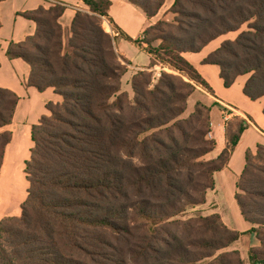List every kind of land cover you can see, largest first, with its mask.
Instances as JSON below:
<instances>
[{"label": "trees", "instance_id": "16d2710c", "mask_svg": "<svg viewBox=\"0 0 264 264\" xmlns=\"http://www.w3.org/2000/svg\"><path fill=\"white\" fill-rule=\"evenodd\" d=\"M82 1L90 10L76 12L67 43L60 21L67 5L58 2L20 12L35 21L36 31L8 47L9 58L30 65V86L41 92L52 87L63 101L48 102L50 114L32 127L28 195L21 215L0 219V264H247L239 249L218 253L243 234L220 213L181 217L207 202L215 172L227 167L250 122L228 126L226 147L205 159L217 144L208 137L212 107L199 103L182 116L195 85L163 71L152 86L151 72L139 70L131 98L122 84L132 62L117 49V36L106 32L102 18L125 38L139 40L111 17L113 0ZM158 1L152 12L139 8L153 17L164 3ZM188 3L196 10L187 11ZM173 9L191 20L176 19L182 38L163 32L169 22L145 29L160 31L153 40L160 44L144 47L154 56L150 67L164 63L212 91L185 53L200 52L248 23L203 63L220 66L226 87L250 74L244 94L252 100L264 96V0H176ZM19 100L15 91L0 88V172L13 138L6 127ZM237 188L241 213L252 224L247 232L260 241L249 249L250 262L264 264V143L256 153L246 152Z\"/></svg>", "mask_w": 264, "mask_h": 264}, {"label": "crops", "instance_id": "0c3cea01", "mask_svg": "<svg viewBox=\"0 0 264 264\" xmlns=\"http://www.w3.org/2000/svg\"><path fill=\"white\" fill-rule=\"evenodd\" d=\"M129 1L130 0H113V4L109 10V13L121 30L131 37L136 38L138 35L133 33L139 31L142 33L146 27L152 23V20L149 19L147 14L141 8ZM55 2H63L67 5L65 13L60 19L63 27L66 30L70 29L73 18L78 10L88 9L87 5L84 4L82 0H3L0 2V20L2 23L0 28V88L11 89L20 96L13 123L6 127V129H9L13 132V138L12 141L7 145L5 151V157L0 172V180L3 169L7 166L9 161H12L11 164L16 167L20 173L22 172L24 176L25 171L23 170V167L26 165V161L31 158V150L34 147V141L32 139L33 125L39 123L43 115L50 114V111L47 108L48 102L63 101L62 95L58 94L52 87H49L45 91L41 92L34 86H30L28 84V79L31 72L30 65L22 58L11 59L7 55L8 47L11 42H20L25 40L29 35H33L37 28L35 21L28 19L19 13L28 10H34L41 6L50 7L53 6ZM119 4L129 7L133 13H138L139 22L134 27L135 32H133L131 29V21L126 18L123 13H120L116 9ZM221 37L222 36L211 41L200 52L185 53V57L197 68L202 77L210 84L212 88V98L205 101V103H207L209 106H212L213 108L211 110L213 129L212 135L215 138L217 144L215 149L210 152L209 155L211 157H217L227 145L225 120L222 116L221 120L217 119L216 122L213 121L212 113L216 108L213 106V104L220 105L222 108L223 106H230L234 108L236 113L246 116L251 124V126L247 128L242 134L237 148L231 155L227 167L215 172L214 177L216 186L214 189H210L208 191L207 202L205 203L213 204L216 207L215 212L220 213L223 221L230 228L239 230L240 232H245L241 235L239 240L231 245V248L239 249L243 258H245V253L249 254V249L251 247L258 246L260 244V241L255 233L247 232L251 229L252 224L246 221L243 217L245 224L240 226V229L235 227L231 223V220H228L226 215H224L219 210V207L221 205L220 199L226 194L233 193L236 200L235 195L238 190L237 181L246 164V152L249 149L255 151L259 143H264V96L257 100H252L244 94L242 98L239 96L238 99H232L230 97V92L234 89L237 83L242 81L240 79H243L241 82L242 86L240 85V89L243 91L244 86L249 78V74L239 76L231 87H226L223 79L220 76V66L216 64L203 63V60L211 52L216 50L222 41H224L221 39ZM219 40L220 42H218ZM116 46L117 49L132 62V69H129L134 70L132 75H134L139 70H144L150 65L152 55L142 48H139V51H144L148 54V62L145 64H134V57L125 52L124 44L118 46V43L116 42ZM221 113L223 115L224 112L222 111ZM233 115L236 114L230 113L229 115H226V118L232 117ZM216 129H221V135L223 136L222 142L216 136ZM236 203L238 205L237 200ZM11 205V201L10 203L9 201H5V199L1 201L0 187V219L1 217H4L3 215H5L11 209ZM241 239H245V242L243 248H238L235 245Z\"/></svg>", "mask_w": 264, "mask_h": 264}, {"label": "rangeland", "instance_id": "374dc122", "mask_svg": "<svg viewBox=\"0 0 264 264\" xmlns=\"http://www.w3.org/2000/svg\"><path fill=\"white\" fill-rule=\"evenodd\" d=\"M138 2L139 7H144V9L148 10L149 12H152L156 10L158 6V0H135ZM130 2V1H129ZM176 0H164V3L161 7L157 9V14L153 17H149V19L152 20V23L149 26H152L153 24H159V22H169L171 26L169 25H164V30L163 32H166L167 34H170L172 36H176L178 38H182L180 35L179 31L176 29V19L177 18H184L187 22L191 20L189 16H184L180 13H177V9H173V6L175 4ZM85 4V3H84ZM88 7V6H87ZM116 9L120 12L123 13L126 18H128L131 21L132 24V31L135 32L134 27L135 25L139 22V17L138 13H133L132 10L129 7L123 6V5H118ZM142 9V8H141ZM87 10H90L89 7ZM143 10V9H142ZM176 10V11H175ZM186 10L187 11H193L196 10V7H194L193 4L188 3L186 5ZM102 24L106 32L111 33L113 36L116 37V42L118 43V46L121 44H124L125 47V52L129 53L134 57V64H145L148 62V54L144 51H139V48H142L143 50L147 51L144 49L146 47L147 49H150L151 46H158L160 44V41H157V44L155 45L154 41L157 36L160 34L159 30L156 29H150L149 33H145L144 31L141 33L136 32L133 34L138 35V37L134 39H138L140 43H136L134 41H131L122 34H119V30L113 26L109 18L104 17L102 18ZM249 26L248 23L244 24L240 30L237 31H231L229 33L221 35L222 40H229V39H235L243 30L247 29ZM147 28V27H146ZM71 27L70 29L66 30L64 28V38H65V43L68 42V39L71 36ZM140 35V36H139ZM121 36V37H120ZM133 38V37H132ZM224 38V39H223ZM152 41V44L150 46L149 42ZM222 41V42H224ZM147 42V43H146ZM217 42V41H216ZM220 42V40L218 41ZM222 44V43H221ZM220 44V45H221ZM121 52V51H120ZM148 52V51H147ZM149 53V52H148ZM151 54V53H150ZM152 55V54H151ZM154 56L152 55V59ZM125 62V61H124ZM131 68V64L129 65V69ZM132 69V68H131ZM146 70L150 71L151 74L153 75V81H152V86L154 84L158 83L161 74L163 71H166L168 73L178 75V76H183L186 81L191 82L193 85H195L196 89L193 91L189 97H188V103H187V110L185 113L182 115L183 117H188L192 112H194L197 104L201 103L203 105L209 106L205 101L208 99H211L212 91L209 90V88L203 86L202 84H197L193 80H190L187 76H184L180 71L170 67L169 65H166L164 63L158 62L156 66L150 67V65L145 68ZM144 69V70H145ZM134 70H129L125 76L123 77V84H122V89L123 91H127L130 95L131 98H134V90L132 87V74ZM250 76V74H249ZM219 80V79H218ZM243 81V79H240ZM242 81L240 83H237L234 87V89L230 92L231 98L232 99H238L240 96H244V93L242 89H240V85L242 86ZM216 108L214 109L212 113V118L213 121L216 122L217 119L221 120V117L223 116L226 124V130L228 126L230 127L231 130H234L236 128L237 123L241 119H245L248 121V118L242 114L236 113L234 108L230 106H223V108L220 105H215L213 104ZM212 107V106H211ZM213 109V108H212ZM224 112L223 115L221 112ZM230 113H235L236 115H233L232 117H227L226 115H229ZM249 122V121H248ZM212 120H211V132L209 133L208 137L209 138H214L212 135ZM225 130V132H226ZM216 136L221 140L223 136L221 135V129H216ZM257 149L253 151L256 153ZM205 159H212L215 157H211L208 154L204 156ZM12 161H9L7 166L4 167L3 173L1 176L0 180V187H1V201L5 199V201H10L12 202L11 209L3 215L4 217L6 216H12V215H21L22 213V203L26 199L28 195V188L30 186V182L27 179V172H26V165L23 167V170L25 171L24 176L22 172L20 173L16 167H14L11 164ZM254 163H257L256 160H253ZM220 207L219 210L226 215L228 220H231V223L240 229V226H243L245 224V220L239 210V207L236 203V200L234 198L233 193L232 194H226L224 197L220 199ZM215 206L213 204H205V205H199L197 207H189L187 213L182 216L181 218L187 219L194 217L196 215H210L215 213ZM4 217H1L3 219ZM243 234L245 232H242ZM245 239H241L238 243H236V247L238 248H243ZM115 243L121 247L120 243L121 241H115ZM234 248H229L223 249L219 251L218 253L232 250ZM245 261L247 264H251L249 254L245 253Z\"/></svg>", "mask_w": 264, "mask_h": 264}, {"label": "built area", "instance_id": "2783aa9c", "mask_svg": "<svg viewBox=\"0 0 264 264\" xmlns=\"http://www.w3.org/2000/svg\"><path fill=\"white\" fill-rule=\"evenodd\" d=\"M56 3H58V2H55V4H56ZM62 3H63V2H62ZM55 4H54V5H55ZM80 10H84V9H80Z\"/></svg>", "mask_w": 264, "mask_h": 264}]
</instances>
